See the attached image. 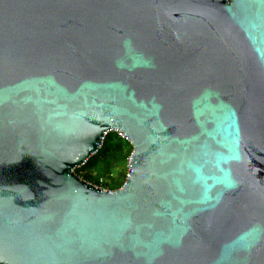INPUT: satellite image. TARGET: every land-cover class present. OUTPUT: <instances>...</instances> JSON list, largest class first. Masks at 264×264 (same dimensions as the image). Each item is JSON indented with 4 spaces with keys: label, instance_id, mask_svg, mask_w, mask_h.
Listing matches in <instances>:
<instances>
[{
    "label": "water",
    "instance_id": "obj_1",
    "mask_svg": "<svg viewBox=\"0 0 264 264\" xmlns=\"http://www.w3.org/2000/svg\"><path fill=\"white\" fill-rule=\"evenodd\" d=\"M0 264H264V0H0Z\"/></svg>",
    "mask_w": 264,
    "mask_h": 264
},
{
    "label": "rangeland",
    "instance_id": "obj_2",
    "mask_svg": "<svg viewBox=\"0 0 264 264\" xmlns=\"http://www.w3.org/2000/svg\"><path fill=\"white\" fill-rule=\"evenodd\" d=\"M110 132L117 133L127 139L120 131L113 130ZM133 149V145H122L113 154H109L108 157H98L94 163L80 170V179L86 183L98 184L103 178L106 185L112 190L120 189L131 172L130 161Z\"/></svg>",
    "mask_w": 264,
    "mask_h": 264
},
{
    "label": "trees",
    "instance_id": "obj_3",
    "mask_svg": "<svg viewBox=\"0 0 264 264\" xmlns=\"http://www.w3.org/2000/svg\"><path fill=\"white\" fill-rule=\"evenodd\" d=\"M127 144L132 146L130 141L124 139L119 134L109 132L106 135L104 142L100 147L99 151L96 154H94L84 165L76 168L74 171L75 175H77L80 178L81 177L79 174L80 170L94 163L98 157H108L109 154H113L115 151H117V148L119 146L127 145Z\"/></svg>",
    "mask_w": 264,
    "mask_h": 264
},
{
    "label": "built area",
    "instance_id": "obj_4",
    "mask_svg": "<svg viewBox=\"0 0 264 264\" xmlns=\"http://www.w3.org/2000/svg\"><path fill=\"white\" fill-rule=\"evenodd\" d=\"M89 185L95 187L96 189L103 190V191H112V189L106 185V181L102 178L98 184H90Z\"/></svg>",
    "mask_w": 264,
    "mask_h": 264
}]
</instances>
